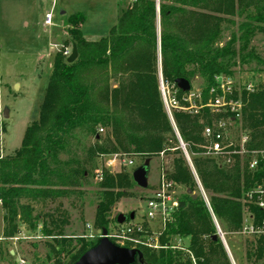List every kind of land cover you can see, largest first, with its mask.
<instances>
[{"label": "trees", "instance_id": "16d2710c", "mask_svg": "<svg viewBox=\"0 0 264 264\" xmlns=\"http://www.w3.org/2000/svg\"><path fill=\"white\" fill-rule=\"evenodd\" d=\"M119 15L110 34L94 43L81 31L83 16L70 20L68 41L78 49V59L68 64L64 52L56 54L39 120L26 129L19 150L0 159L3 237L15 239L22 227L41 232L56 243L51 250L57 258L69 256L67 263L57 264H75L100 237L91 242L79 238L73 246V239L66 237L71 224L66 205L74 208L79 198L75 196L82 197L79 190L90 174L97 175L95 159L101 163L117 154L139 160L142 167L147 161L173 154L172 169L163 165L161 172L182 189L180 211L167 225L161 243L170 246L187 239V250L200 264H233L223 241L214 239L216 225L165 111L159 77L161 71L163 79L178 90L179 99L188 94L178 87L179 79L188 81L191 91L194 82L201 80L204 100L214 97L211 90L217 88V78L233 75L236 46L248 47L257 32L264 31V0H133L126 6L120 4ZM232 18L241 23L227 41ZM246 58L258 61L264 74V60L251 53ZM253 85V92H240L244 102L240 126L250 134L249 148L261 150L264 83ZM228 116L208 110L194 116L181 111L174 114L175 126L225 238L241 232L248 215L264 230V210L248 202L247 195L264 185V162L252 171L246 158L235 157L227 165L222 159L205 156L204 128ZM101 129L107 132L104 139ZM78 134L94 140L81 157L72 148L81 144ZM65 153L71 157L63 160ZM133 172L103 169L102 199L94 220L98 232L106 230L110 236L118 229L119 215L113 218L112 211L120 201L134 196ZM188 190L199 193L196 201ZM137 249L143 257L135 264H190L185 251ZM4 253L0 244V264ZM246 257L250 264H264V233L252 239Z\"/></svg>", "mask_w": 264, "mask_h": 264}, {"label": "rangeland", "instance_id": "374dc122", "mask_svg": "<svg viewBox=\"0 0 264 264\" xmlns=\"http://www.w3.org/2000/svg\"><path fill=\"white\" fill-rule=\"evenodd\" d=\"M132 1L57 0L53 13L55 18L53 24L46 26L45 15L51 11V0H0V113L2 112L5 120L2 138L5 157L16 153L22 144L28 126L39 120L40 108L45 101L46 89L54 68V57L57 53L62 54L67 49L72 53V46L68 41L69 34L66 35L64 31L67 24L66 31H68L70 20L77 15L83 16L85 20L81 28L82 33L91 42L99 41L107 37L110 28L118 22L120 4L126 6ZM62 12H65V15H62ZM232 20L234 24L228 26L227 41L232 33L238 32V26L241 23V19L232 18ZM65 36L67 40L62 42ZM249 44L245 48L242 44L236 46L237 57L234 59L236 66L233 68V75L228 77L239 86L242 83L255 85L264 83V74L260 72L262 67L259 62L246 58L251 53L264 60V31H258ZM17 84L21 85L19 89L16 87ZM201 84V80H196L193 89L200 90ZM5 110L10 112V116L9 112L5 115ZM101 134L104 139L107 132L104 131ZM77 138L81 144L72 147L73 153L81 157L94 144V140L90 136L84 137L81 134H78ZM183 153L187 160L184 151ZM70 157V153H65L62 159ZM174 158L175 155L169 154L153 159L148 173L149 189L142 190L136 185L133 189V197L123 199L116 204L112 211L113 218L120 214L128 216L132 212H135L139 219L143 217L146 213L149 193L157 189L162 179V166L165 165L171 170ZM189 158L191 160L190 155ZM133 161L136 162L134 167L129 168L126 165L117 164L111 172L136 170L140 162L136 159ZM99 162L98 159L94 161L97 169L102 164L104 165L103 162ZM188 163L190 164L189 160ZM101 182L92 172L86 184L79 190L80 193L83 192L82 197L75 196L79 197L76 206L71 208L68 204L66 205L69 213L72 214L71 224L66 229V237L73 239V246H76L79 238L91 242L100 237L94 227V220L96 209L102 199ZM178 192L182 193V189H178ZM0 214L4 216L2 207ZM21 231L22 233L18 234L15 239L9 240L3 237V232H0V244H3L4 254H7L2 264H18L17 258H20L19 264L22 263L21 261L25 264H57L56 261L67 263L69 260V256L66 255L57 258L51 250V246H55L56 243L52 239L45 238L41 232H32L24 227ZM114 234L116 232H113L112 236ZM252 239L240 232L226 236L228 256L233 264H250L246 253ZM111 240L123 242L117 237ZM181 242L189 245L187 239ZM12 251L15 255H8Z\"/></svg>", "mask_w": 264, "mask_h": 264}, {"label": "built area", "instance_id": "2783aa9c", "mask_svg": "<svg viewBox=\"0 0 264 264\" xmlns=\"http://www.w3.org/2000/svg\"><path fill=\"white\" fill-rule=\"evenodd\" d=\"M53 6L50 12L45 15L46 26H51L54 21V9L56 7L57 0H53ZM70 50H65L64 55L66 57L71 56ZM160 94L163 99L164 108L167 112L169 119L175 128L177 137L179 139L180 148L185 152L187 160L190 162V168L197 181L198 192L201 194L207 209H209L214 224L217 228L218 238L223 241L227 252L229 251L228 244L225 241V234L222 232L220 225L216 219L215 214L210 206V200L207 192H205L199 176L194 169V166L189 158L186 145L182 142L179 131L175 126L174 114L175 112H185L191 116L200 115L202 110H208L214 115H227L229 116L222 120H213L210 125L206 126L203 131V138L207 144L205 147V156L213 159H222L225 164H232L235 157H238L242 161L249 159V169L256 170L262 162H264V149L251 150V137L249 132L243 131L240 126L244 102L242 100L241 91L251 93L254 91V85L249 83H242L241 86L236 84L232 79L228 77L217 78V88H213L211 93L216 94L208 101L204 100L200 90H194L188 92L187 96L183 99H179L177 93L169 82H166L160 71ZM4 117L2 112L0 113V159L4 158V150L2 148V138L4 135ZM101 133L104 130H100ZM97 173V179L103 181V169L114 170L117 164L126 165L127 167H134L136 162L133 159L122 158L120 155H114L107 157L103 161ZM161 181L157 189L150 191L149 198L146 206V213L140 219L135 216L131 222L119 225L116 230V234L109 236L110 239L117 237L123 242H115L121 246L131 245L132 248H138L140 246L150 248L153 250H162L170 248L176 251L187 250L188 245L176 240L174 244L170 246L166 244L164 246L161 243V237L163 236L167 225L172 223L180 209V197L182 193L178 192L176 185L170 182L162 175ZM149 189V188H148ZM248 202L255 204L261 210H264V185L257 186L248 192ZM244 228L240 232L244 236L254 238L264 233L253 223V217L248 215L246 217ZM156 228H159L156 230ZM190 264H200L198 259L189 253Z\"/></svg>", "mask_w": 264, "mask_h": 264}, {"label": "water", "instance_id": "95a60500", "mask_svg": "<svg viewBox=\"0 0 264 264\" xmlns=\"http://www.w3.org/2000/svg\"><path fill=\"white\" fill-rule=\"evenodd\" d=\"M72 54L67 59L68 64H73L78 59V49L75 45H72ZM177 85L180 89L185 92L191 91V85L188 81L184 79L177 80ZM8 110H5V115ZM150 161L134 170L132 178L136 185L142 190H147L149 187V178L148 173L150 169ZM186 193L192 197L194 201L198 199V194L192 193L191 190H188ZM136 216L135 212H132L130 216L120 214L117 218V223L119 225L125 224L127 221H132ZM100 240L95 247L86 251L75 264H135L138 260H141L143 257L142 252L139 249L127 248L113 242L108 235L106 230H100L98 232ZM218 235L214 236V239H217ZM11 255L14 256L15 252L12 251ZM20 258L16 259V262L19 264Z\"/></svg>", "mask_w": 264, "mask_h": 264}, {"label": "crops", "instance_id": "0c3cea01", "mask_svg": "<svg viewBox=\"0 0 264 264\" xmlns=\"http://www.w3.org/2000/svg\"><path fill=\"white\" fill-rule=\"evenodd\" d=\"M51 1H52V6H53L54 1H53V0H51ZM51 9H52V8H51ZM47 13H48V12H47ZM62 15H65V12H62ZM119 17H120V16H119ZM118 20H119V19H118ZM116 24H117V23H116ZM116 24H115V25H116ZM26 25H27V23H26ZM67 25H68V24H67ZM67 25H66V27H65V29H64L66 35H67V31H66ZM115 25H114V26H115ZM112 27H113V26H112ZM112 27H111V28H112ZM111 28H110V29H111ZM109 31H110V30H109ZM109 34H110V32H109ZM109 34H108V35H109ZM65 37H66V38H64L62 42H64L65 40H67V36H65ZM85 38H86V37H85ZM86 39H87V38H86ZM87 41H89V40L87 39ZM89 42H91V41H89ZM94 42H96V41H94ZM94 42H93V43H94ZM62 45H63V44H62ZM47 55H48V54H47ZM40 58H41V55L39 56V59H40ZM54 58H55V57H54ZM53 63H54V62H53ZM16 87H17V89H19V88L21 87V85H20V84H17ZM8 112H9V111H8ZM9 116H10V112H9ZM31 124H32V123H31ZM31 124H30V125H31ZM30 125H29V126H30ZM29 126H28V127H29ZM24 137H25V136H24ZM23 139H24V138H23ZM22 142H23V141H22ZM21 145H22V144H21ZM20 147H21V146H20ZM18 150H19V148H18ZM4 154H5V152H4ZM11 156H13V155H11ZM6 157H10V156L6 155ZM0 209H1V205H0ZM71 215H72V214H71ZM4 225H5V223H4V216H2V215L0 214V227H1V228H0V232H2Z\"/></svg>", "mask_w": 264, "mask_h": 264}]
</instances>
